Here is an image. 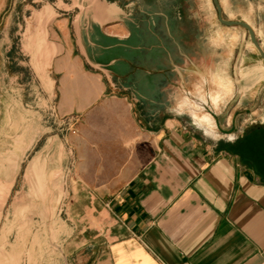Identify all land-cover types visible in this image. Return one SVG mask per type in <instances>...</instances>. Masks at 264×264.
I'll list each match as a JSON object with an SVG mask.
<instances>
[{
	"label": "crops",
	"instance_id": "1",
	"mask_svg": "<svg viewBox=\"0 0 264 264\" xmlns=\"http://www.w3.org/2000/svg\"><path fill=\"white\" fill-rule=\"evenodd\" d=\"M219 2L264 40V0ZM32 3L5 12L42 54L2 74L0 227L62 192L75 264H264V61L213 0Z\"/></svg>",
	"mask_w": 264,
	"mask_h": 264
},
{
	"label": "rangeland",
	"instance_id": "2",
	"mask_svg": "<svg viewBox=\"0 0 264 264\" xmlns=\"http://www.w3.org/2000/svg\"><path fill=\"white\" fill-rule=\"evenodd\" d=\"M33 1L26 0L23 5L22 0H9L7 4L5 1L0 0V109L3 106L17 104L15 97H13L14 94L5 89L7 81L3 80L2 76L9 69L8 63H16L17 59L25 58L28 65L27 76L28 74L38 73L37 59L41 57L42 51L37 46L36 34L29 33V24H27V32L24 37L26 48L23 49L22 38L17 35V17H9L10 12L5 14L7 10H15L17 12L18 9H22L24 6L28 9L33 6ZM5 4V10L2 12ZM37 5L44 6V3ZM212 7V10L216 13L214 6ZM227 31V36L229 38L233 37L235 45L241 40L244 41L247 47V58L255 61L261 60L258 51L251 46V39L247 32L239 28H230ZM254 31L260 35L257 39L264 50L262 33L255 29ZM34 45L37 48H34ZM10 72L17 73V67L14 66ZM29 79L32 80V85L39 84L38 82H33L34 78L29 77ZM181 98L179 100L182 102L184 99L181 100ZM6 116V114H0V135L3 133V130H12V126L7 127L3 123ZM7 145L8 141H3L0 138V149L7 147ZM26 146L27 157H29L33 153L29 139H27ZM58 180L60 185L66 179L58 178ZM47 188L49 189L50 187L48 186ZM58 189L61 191V188ZM40 195L27 194L29 202L36 205H26L24 215L21 213L18 216L15 213V217L11 207L16 199V193L11 195L7 211L10 214L11 220L9 221V225L7 222V225L0 227V264H75L74 262L77 261V258L72 259L71 241L67 240L71 229L66 224V205H62L66 194L62 192H59L57 195L55 193H47L48 199L45 198L44 200ZM54 201H57V205H41V203L50 204Z\"/></svg>",
	"mask_w": 264,
	"mask_h": 264
},
{
	"label": "water",
	"instance_id": "3",
	"mask_svg": "<svg viewBox=\"0 0 264 264\" xmlns=\"http://www.w3.org/2000/svg\"><path fill=\"white\" fill-rule=\"evenodd\" d=\"M213 3H214V6L217 10L219 22L226 27H236V28H239V29L247 32L249 34L251 42L254 44V46L256 47L257 51L259 52L262 60L264 61V50L261 47V45L259 44V41L257 39V35H256L254 29L247 23L225 19L224 14H223V9L220 5L219 0H213ZM214 117L217 121L218 128L221 131H223L220 127L219 120H218L217 116L214 115Z\"/></svg>",
	"mask_w": 264,
	"mask_h": 264
},
{
	"label": "bare ground",
	"instance_id": "4",
	"mask_svg": "<svg viewBox=\"0 0 264 264\" xmlns=\"http://www.w3.org/2000/svg\"><path fill=\"white\" fill-rule=\"evenodd\" d=\"M217 94H218V93H217ZM218 96H219V95H218ZM193 99H194V98H193ZM193 99H192V100H193ZM195 100H196V99H195ZM196 101H197V100H196ZM208 101H209V100H208ZM194 102H195V101H194ZM198 102H199V101H198ZM214 102H215V101H214ZM199 103H200V102H199ZM201 105H202V104H199L198 106L202 107ZM204 111H205V110H204ZM206 112H207V111H206ZM207 114H208V113H207ZM203 115H204V114H203ZM208 115H209V114H208ZM208 115H205V116L207 117ZM197 116H198V115H197ZM202 117H203V116H202ZM210 119H211V118H209V120H210ZM199 120H200V118H199ZM207 120H208V119H207ZM212 124H213V123H212ZM210 126H211V124H210Z\"/></svg>",
	"mask_w": 264,
	"mask_h": 264
}]
</instances>
